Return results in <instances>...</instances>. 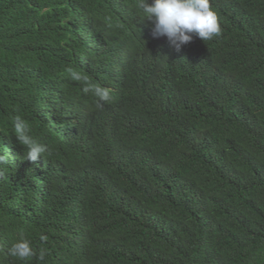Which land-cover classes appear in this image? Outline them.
Masks as SVG:
<instances>
[{
    "label": "trees",
    "instance_id": "obj_1",
    "mask_svg": "<svg viewBox=\"0 0 264 264\" xmlns=\"http://www.w3.org/2000/svg\"><path fill=\"white\" fill-rule=\"evenodd\" d=\"M135 2L0 0V264H264V0H210L220 36L179 50Z\"/></svg>",
    "mask_w": 264,
    "mask_h": 264
},
{
    "label": "clouds",
    "instance_id": "obj_2",
    "mask_svg": "<svg viewBox=\"0 0 264 264\" xmlns=\"http://www.w3.org/2000/svg\"><path fill=\"white\" fill-rule=\"evenodd\" d=\"M135 8L141 18L147 19L151 25L153 37H166L168 43L179 50L183 45L192 41L195 35L203 42L210 41L221 34V25L217 13L213 10L210 0H136ZM71 79L88 84V78L79 72L70 71ZM85 93H92L97 98V107L112 101L109 89L91 85L83 89ZM19 145L23 146L19 160L27 159L35 162L47 155L52 156L50 147L36 140L30 134V126L24 118L17 116L13 122L11 132ZM8 150L0 153V176L9 166ZM41 239H44L41 237ZM8 255L20 261H28L36 257L44 261L46 249L34 251L32 242L23 234L8 248Z\"/></svg>",
    "mask_w": 264,
    "mask_h": 264
}]
</instances>
